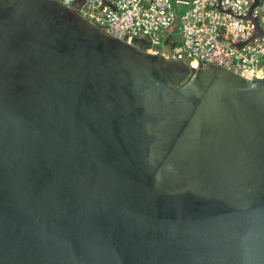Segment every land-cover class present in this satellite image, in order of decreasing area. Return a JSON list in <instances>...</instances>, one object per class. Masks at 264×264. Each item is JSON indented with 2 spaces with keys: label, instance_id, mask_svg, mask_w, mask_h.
<instances>
[{
  "label": "water",
  "instance_id": "1",
  "mask_svg": "<svg viewBox=\"0 0 264 264\" xmlns=\"http://www.w3.org/2000/svg\"><path fill=\"white\" fill-rule=\"evenodd\" d=\"M147 43L0 0V264H264V73Z\"/></svg>",
  "mask_w": 264,
  "mask_h": 264
},
{
  "label": "built area",
  "instance_id": "2",
  "mask_svg": "<svg viewBox=\"0 0 264 264\" xmlns=\"http://www.w3.org/2000/svg\"><path fill=\"white\" fill-rule=\"evenodd\" d=\"M58 1L119 38H144L147 50L245 76L264 73V0Z\"/></svg>",
  "mask_w": 264,
  "mask_h": 264
},
{
  "label": "rangeland",
  "instance_id": "3",
  "mask_svg": "<svg viewBox=\"0 0 264 264\" xmlns=\"http://www.w3.org/2000/svg\"><path fill=\"white\" fill-rule=\"evenodd\" d=\"M259 25H260V27H261L262 29H264V20H263V21H260V22H259ZM180 35H181V34H180V30H179L178 28L172 30V38H173V39L179 38ZM145 48H146V46H145Z\"/></svg>",
  "mask_w": 264,
  "mask_h": 264
},
{
  "label": "bare ground",
  "instance_id": "4",
  "mask_svg": "<svg viewBox=\"0 0 264 264\" xmlns=\"http://www.w3.org/2000/svg\"><path fill=\"white\" fill-rule=\"evenodd\" d=\"M192 64H196L195 61H192Z\"/></svg>",
  "mask_w": 264,
  "mask_h": 264
},
{
  "label": "crops",
  "instance_id": "5",
  "mask_svg": "<svg viewBox=\"0 0 264 264\" xmlns=\"http://www.w3.org/2000/svg\"><path fill=\"white\" fill-rule=\"evenodd\" d=\"M261 32H264V29L261 28Z\"/></svg>",
  "mask_w": 264,
  "mask_h": 264
},
{
  "label": "flooded vegetation",
  "instance_id": "6",
  "mask_svg": "<svg viewBox=\"0 0 264 264\" xmlns=\"http://www.w3.org/2000/svg\"><path fill=\"white\" fill-rule=\"evenodd\" d=\"M173 41H175V39Z\"/></svg>",
  "mask_w": 264,
  "mask_h": 264
}]
</instances>
